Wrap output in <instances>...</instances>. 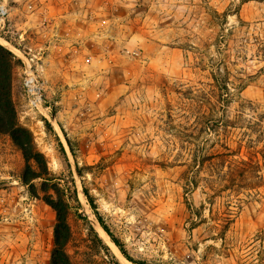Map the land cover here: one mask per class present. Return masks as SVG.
<instances>
[{
	"label": "rangeland",
	"instance_id": "1",
	"mask_svg": "<svg viewBox=\"0 0 264 264\" xmlns=\"http://www.w3.org/2000/svg\"><path fill=\"white\" fill-rule=\"evenodd\" d=\"M257 34L264 0H0V37L25 56L0 41L23 62L13 100L42 154L28 164L0 131V264H52L57 213L46 197L59 198L55 184L67 189L72 264H116L103 243L134 263L85 189L137 261L264 264L261 155L259 187L225 191L213 205L202 183L186 191L195 145L208 138V151L225 141L235 149L248 119L264 112ZM29 67L42 85L38 107L24 83ZM219 71L229 81L224 103ZM224 113L247 120L226 129L208 120ZM37 171L47 179L26 184ZM194 210L203 217L195 227Z\"/></svg>",
	"mask_w": 264,
	"mask_h": 264
},
{
	"label": "trees",
	"instance_id": "2",
	"mask_svg": "<svg viewBox=\"0 0 264 264\" xmlns=\"http://www.w3.org/2000/svg\"><path fill=\"white\" fill-rule=\"evenodd\" d=\"M231 33H233V31H231ZM226 35L227 34L222 35L223 40H225ZM246 41V43H251L248 38ZM252 41L255 44L254 46L258 55L264 57V35H253ZM241 50L243 51L244 48ZM22 65L23 62L21 58L0 42V131L8 132L10 134L14 142L21 148L28 164L32 161L39 166L42 162V154L37 151L30 130L20 123L18 112L13 100L15 72ZM214 78L218 86L226 91V94L222 95V103L228 102L231 98L229 97L230 89L228 87V79H226L221 71L214 75ZM209 103L212 106L213 103L211 101H209ZM242 119H244V117L239 115L235 121H232L226 113L218 118H208V120H213L219 123V125L225 129L229 126L237 127ZM244 120L247 119L245 118ZM247 122L246 128L248 130L243 132V135L246 137L244 139L240 138L238 146L235 149L225 141L220 145L222 149L208 151L210 146L208 138L202 144L197 143L195 145L191 157L192 163L190 164V176L186 181V191H189L193 187H199L202 183L203 187L208 190L207 201L213 205L216 202V198L222 196L225 191L236 193V191L239 190L238 187L253 188L262 185V165L258 155H261L262 158H264V112L253 116V119H248ZM250 132H252V135ZM243 147L247 148V153L249 155L242 153ZM44 172H46V170ZM43 174L46 175V173L37 171L33 173L32 177L24 176V182L30 184L33 179L43 177ZM43 178L47 179L46 177ZM55 187L59 198L54 199L50 196L46 197V201L57 213V221L54 230L55 243L51 255L52 264H72L66 249L71 238V228L68 222L70 205L66 198L67 189H65V187H60L57 184H55ZM30 192L32 195L38 194L34 185H31ZM85 193L100 224L110 235L114 243L120 248L122 253L134 263L152 264L137 261L129 255L123 242L119 237L114 235L103 220V217L99 213L98 206L90 192L85 189ZM202 206H204V204ZM194 214H196V217L192 220V224L195 227L203 217H201L202 215L200 216L198 210H194ZM91 228L101 242H103L97 231H95L93 227ZM103 245L113 256L115 263L121 264L112 253L110 247L105 243H103Z\"/></svg>",
	"mask_w": 264,
	"mask_h": 264
},
{
	"label": "built area",
	"instance_id": "3",
	"mask_svg": "<svg viewBox=\"0 0 264 264\" xmlns=\"http://www.w3.org/2000/svg\"><path fill=\"white\" fill-rule=\"evenodd\" d=\"M24 83L31 96L30 102L37 107L42 105V85L38 76L35 74L34 70L31 69V67H29V70L27 71Z\"/></svg>",
	"mask_w": 264,
	"mask_h": 264
},
{
	"label": "bare ground",
	"instance_id": "4",
	"mask_svg": "<svg viewBox=\"0 0 264 264\" xmlns=\"http://www.w3.org/2000/svg\"><path fill=\"white\" fill-rule=\"evenodd\" d=\"M0 41H3L4 43H6V45H8L11 49H13L17 54H19L23 59L25 58V56H24V54H22L18 49H16V48H14L13 46H11L10 45V43H8L7 41H5L4 39H2L1 37H0ZM41 107V106H40ZM45 112H46V110H45ZM104 231V230H103ZM102 233V232H101ZM108 237V236H107ZM113 245V244H112ZM114 248H115V250L118 252V253H120V251H119V249L118 248H116V246H113ZM112 247V248H113ZM114 250V249H113ZM128 264H134V263H131V262H129L127 259L125 260Z\"/></svg>",
	"mask_w": 264,
	"mask_h": 264
}]
</instances>
